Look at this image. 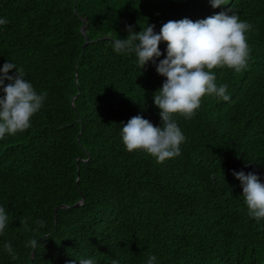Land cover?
<instances>
[{"label": "trees", "instance_id": "1", "mask_svg": "<svg viewBox=\"0 0 264 264\" xmlns=\"http://www.w3.org/2000/svg\"><path fill=\"white\" fill-rule=\"evenodd\" d=\"M229 9L252 25L247 67L213 70L230 100L205 96L192 119L174 116L186 138L175 158L127 151L132 117L162 126L154 94L166 78L113 41L128 26L159 33ZM0 18V69L13 62L47 94L29 129L0 139V264H264V220L249 216L233 175L264 183V0H0Z\"/></svg>", "mask_w": 264, "mask_h": 264}, {"label": "clouds", "instance_id": "2", "mask_svg": "<svg viewBox=\"0 0 264 264\" xmlns=\"http://www.w3.org/2000/svg\"><path fill=\"white\" fill-rule=\"evenodd\" d=\"M209 3L213 8H219L225 5V0H209ZM7 23L6 18H0V25ZM154 29L155 25H148L137 33L128 26V37L115 39L112 46L117 53H134L141 69L151 62L157 73L166 78L154 94L162 126H155L137 115L123 124L121 131L127 151H144L162 164L181 154L180 146L186 139L174 119L176 114L192 119L205 96L230 100L228 85H218L213 70L227 67L239 73L247 67L251 49L246 33L252 25L229 9L196 21L188 18L169 20L159 33ZM161 43L167 45L164 59H160L164 55ZM13 69H16L15 74L9 75ZM0 92V139H4L6 135H15L31 127V120L43 107L47 94L38 93L25 79L23 69L10 61L0 69ZM233 175L241 183L249 216L257 222L264 220V183L259 175L244 171H233ZM8 222L9 216L0 206V235ZM36 223L38 228L45 226L43 220ZM21 224L27 231H34L28 227V218L22 219ZM26 246L35 249L37 240L31 239ZM4 250L13 260L19 258L10 243L4 244ZM155 261L154 255L149 256L147 264H155ZM69 264L76 262L70 261ZM79 264H95V261L81 259ZM112 264L118 262L113 260Z\"/></svg>", "mask_w": 264, "mask_h": 264}, {"label": "water", "instance_id": "3", "mask_svg": "<svg viewBox=\"0 0 264 264\" xmlns=\"http://www.w3.org/2000/svg\"><path fill=\"white\" fill-rule=\"evenodd\" d=\"M82 32H83V34L84 35H86V30H85V28L84 27H82ZM74 101V100H73ZM78 180H79V178H78ZM84 203V198L79 202V203H77L75 206H80V205H82ZM63 207H67V206H63Z\"/></svg>", "mask_w": 264, "mask_h": 264}]
</instances>
